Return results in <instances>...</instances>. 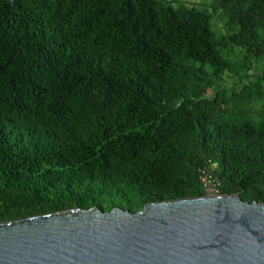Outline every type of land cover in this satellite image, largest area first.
<instances>
[{"label":"trees","instance_id":"16d2710c","mask_svg":"<svg viewBox=\"0 0 264 264\" xmlns=\"http://www.w3.org/2000/svg\"><path fill=\"white\" fill-rule=\"evenodd\" d=\"M210 7L0 0V223L203 197L201 169L264 203V0Z\"/></svg>","mask_w":264,"mask_h":264},{"label":"water","instance_id":"95a60500","mask_svg":"<svg viewBox=\"0 0 264 264\" xmlns=\"http://www.w3.org/2000/svg\"><path fill=\"white\" fill-rule=\"evenodd\" d=\"M0 264H264V203L204 195L0 223Z\"/></svg>","mask_w":264,"mask_h":264},{"label":"rangeland","instance_id":"374dc122","mask_svg":"<svg viewBox=\"0 0 264 264\" xmlns=\"http://www.w3.org/2000/svg\"><path fill=\"white\" fill-rule=\"evenodd\" d=\"M164 1L172 2L174 7L179 6V5H185L188 7H193L195 9H206L211 14H212V9L210 6L214 2V0H164ZM211 25H212V28L214 29V31H216L217 33H219V34L224 33L223 18L220 15L219 11L216 14L212 15ZM238 55H239V50H235L234 53L231 55V57H232V59H234ZM261 67L262 68L264 67L263 64H261L259 66H254L253 70L250 73H256L257 71H259L261 69ZM222 76L224 79L222 84L226 85L230 88H233L234 84L237 81L235 79L236 77L235 76L234 77L227 76L225 74H223Z\"/></svg>","mask_w":264,"mask_h":264},{"label":"built area","instance_id":"2783aa9c","mask_svg":"<svg viewBox=\"0 0 264 264\" xmlns=\"http://www.w3.org/2000/svg\"><path fill=\"white\" fill-rule=\"evenodd\" d=\"M198 181L206 195H218L220 187L219 181L207 169H201L198 172Z\"/></svg>","mask_w":264,"mask_h":264}]
</instances>
